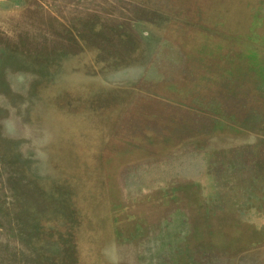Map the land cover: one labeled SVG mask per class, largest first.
I'll return each mask as SVG.
<instances>
[{"label":"rangeland","instance_id":"obj_1","mask_svg":"<svg viewBox=\"0 0 264 264\" xmlns=\"http://www.w3.org/2000/svg\"><path fill=\"white\" fill-rule=\"evenodd\" d=\"M0 264H264V0H0Z\"/></svg>","mask_w":264,"mask_h":264}]
</instances>
